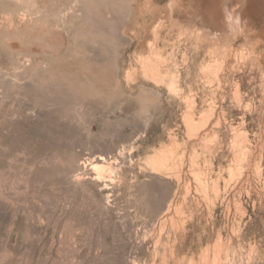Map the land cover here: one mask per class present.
I'll return each mask as SVG.
<instances>
[{"label":"rangeland","instance_id":"obj_1","mask_svg":"<svg viewBox=\"0 0 264 264\" xmlns=\"http://www.w3.org/2000/svg\"><path fill=\"white\" fill-rule=\"evenodd\" d=\"M185 1L0 0V264H264V0Z\"/></svg>","mask_w":264,"mask_h":264},{"label":"bare ground","instance_id":"obj_2","mask_svg":"<svg viewBox=\"0 0 264 264\" xmlns=\"http://www.w3.org/2000/svg\"><path fill=\"white\" fill-rule=\"evenodd\" d=\"M187 1H189V0H186L185 2H187ZM229 1L231 2V0H195V3H192V5H190V6H187V4L190 2L189 1L186 4V7H184V9H185L184 11H186V13L188 15H190L192 18H195V16L196 17L198 16L199 18L202 17L203 21H205V23L210 24V23H213L215 21V19H216L215 14H216L217 10L218 11L221 10V12L225 11V13L227 12V10H228L227 7L229 6ZM239 1L241 3L240 6H242L241 11H240L241 12L240 15L241 16L245 15L246 17H248V16L252 15L257 10L258 6H262L261 1H263V0H239ZM48 40H49L47 43L48 45L47 44L46 45H47L48 51L50 53L59 54V53H62L64 51V48L66 47V41L64 40V38L62 36H60V35L55 36L54 35L50 39L48 38ZM13 47L15 49H20L22 46L20 44H15ZM161 60H162V58H161ZM27 61H28V59H27ZM61 83L62 82H60V81H58V82L56 81V83L52 84L53 89L55 90L54 92H56V96L53 98H48V101L58 102V103L63 102V104H66L68 102H71V103L72 102H81L84 100V102H82L83 106H95V105H97L98 107L100 106L102 108H106L108 106V103L104 102V101L96 100L94 103L91 101V97L93 94L92 88H88V87L85 88L86 89L85 93L87 96L84 98L81 96L73 95L66 88L65 89L61 88V86H62ZM81 90L84 91V89H81ZM102 100H104V99H102ZM100 160H101L102 164H101ZM100 160H99L100 163L95 165V170H98L99 172L103 173L104 171H107L109 168L106 164H103V162L105 160L104 158L101 157Z\"/></svg>","mask_w":264,"mask_h":264},{"label":"crops","instance_id":"obj_3","mask_svg":"<svg viewBox=\"0 0 264 264\" xmlns=\"http://www.w3.org/2000/svg\"><path fill=\"white\" fill-rule=\"evenodd\" d=\"M20 49H21V48H20ZM20 49H19V50H20Z\"/></svg>","mask_w":264,"mask_h":264}]
</instances>
